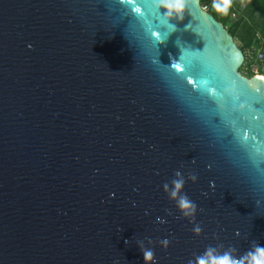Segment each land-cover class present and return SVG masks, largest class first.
<instances>
[{
  "label": "water",
  "instance_id": "95a60500",
  "mask_svg": "<svg viewBox=\"0 0 264 264\" xmlns=\"http://www.w3.org/2000/svg\"><path fill=\"white\" fill-rule=\"evenodd\" d=\"M242 60L200 0L182 20L158 0H0V264L264 246V78Z\"/></svg>",
  "mask_w": 264,
  "mask_h": 264
},
{
  "label": "clouds",
  "instance_id": "9594fccd",
  "mask_svg": "<svg viewBox=\"0 0 264 264\" xmlns=\"http://www.w3.org/2000/svg\"><path fill=\"white\" fill-rule=\"evenodd\" d=\"M187 0H158V5L164 9L166 17H173L182 20L186 10ZM201 4V2H200ZM231 4V0H213V7L219 13H227ZM202 5V4H201ZM174 27V26H173ZM157 39H160L159 33L156 34ZM179 176V173H177ZM195 181L196 177H191ZM173 189L170 196L177 199V206L185 217L194 216L197 207L186 196L180 195L184 186L183 179L174 180ZM165 190H168V185H165ZM202 229L198 226L194 229L196 234H200ZM126 243H128L126 241ZM162 245L166 248L169 244L167 239L163 240ZM144 256L145 264H155L154 253L152 250L141 248ZM189 264H264V246H260L257 242H253L249 251L238 256L235 248H229L226 251L218 252L215 247L209 246L203 254L195 257L194 261H189Z\"/></svg>",
  "mask_w": 264,
  "mask_h": 264
},
{
  "label": "trees",
  "instance_id": "16d2710c",
  "mask_svg": "<svg viewBox=\"0 0 264 264\" xmlns=\"http://www.w3.org/2000/svg\"><path fill=\"white\" fill-rule=\"evenodd\" d=\"M201 4L207 6L215 18L223 24H226L232 6L230 5L227 13H219L213 7V0H200ZM238 3V2H236ZM238 6V5H237ZM228 32L242 41L243 45H250L253 41H260V37L264 36V0H246L243 7L242 15L227 27ZM259 30V34L256 31ZM261 43V42H260ZM262 52H264V40L262 41Z\"/></svg>",
  "mask_w": 264,
  "mask_h": 264
},
{
  "label": "rangeland",
  "instance_id": "374dc122",
  "mask_svg": "<svg viewBox=\"0 0 264 264\" xmlns=\"http://www.w3.org/2000/svg\"><path fill=\"white\" fill-rule=\"evenodd\" d=\"M246 0H231V12L229 13L228 20L226 21V24H223V26L227 29V27L232 24L238 17L239 15H242L243 13V7L245 5ZM238 2V3H236ZM238 5V6H237ZM203 8L207 10V6L202 4ZM259 34L261 36L262 34L259 33V30L256 31V34ZM232 36V35H231ZM234 43L241 49L243 53V60L241 64L237 67V71L242 74L245 77H251L254 75V70L257 68V71L259 73L264 74V52H262V41L264 40V36L260 37V41H253L250 45H243L242 41L237 37V35L232 36ZM261 42V43H260ZM262 52L263 59L261 61L255 60L254 58L251 59L250 62H245L246 60V53L250 52L252 57L256 55L258 52Z\"/></svg>",
  "mask_w": 264,
  "mask_h": 264
},
{
  "label": "built area",
  "instance_id": "2783aa9c",
  "mask_svg": "<svg viewBox=\"0 0 264 264\" xmlns=\"http://www.w3.org/2000/svg\"><path fill=\"white\" fill-rule=\"evenodd\" d=\"M252 58H254L255 60L261 61L263 59L262 52L259 51L258 53H256V55L254 57H252V55L250 54V52H247L246 53V60H245V62H250ZM254 73L256 75H260V76L264 75L263 73H259L257 71V68H255Z\"/></svg>",
  "mask_w": 264,
  "mask_h": 264
},
{
  "label": "bare ground",
  "instance_id": "6f19581e",
  "mask_svg": "<svg viewBox=\"0 0 264 264\" xmlns=\"http://www.w3.org/2000/svg\"><path fill=\"white\" fill-rule=\"evenodd\" d=\"M260 77L264 78V75H262V76H260Z\"/></svg>",
  "mask_w": 264,
  "mask_h": 264
}]
</instances>
